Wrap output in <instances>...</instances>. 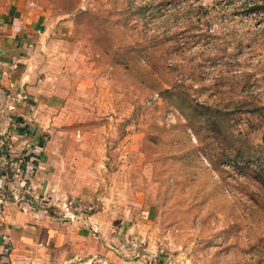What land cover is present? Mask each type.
I'll return each mask as SVG.
<instances>
[{"label": "rangeland", "instance_id": "obj_1", "mask_svg": "<svg viewBox=\"0 0 264 264\" xmlns=\"http://www.w3.org/2000/svg\"><path fill=\"white\" fill-rule=\"evenodd\" d=\"M3 10L34 24L0 85L7 201L83 230L81 262L264 264V0Z\"/></svg>", "mask_w": 264, "mask_h": 264}, {"label": "crops", "instance_id": "obj_2", "mask_svg": "<svg viewBox=\"0 0 264 264\" xmlns=\"http://www.w3.org/2000/svg\"><path fill=\"white\" fill-rule=\"evenodd\" d=\"M11 11L0 12V85L11 86L9 89L15 92L16 89L10 84L14 81V77H11L15 75L13 69L21 63L23 49L30 46L28 43L31 40L19 37L27 23L30 24L29 19L22 14L18 15L19 11ZM30 25L34 28V24ZM1 105L5 107V101ZM7 105L13 113L17 111L16 103L10 105L7 102ZM1 189L0 185V264H55L52 257L58 252L63 255V264L97 262L92 259H97L95 255L101 247H95L92 241L89 248H86L92 254V259L81 262L85 235L83 230L68 222H63L61 228L60 224L48 216L31 208L21 209L17 203L7 201Z\"/></svg>", "mask_w": 264, "mask_h": 264}, {"label": "trees", "instance_id": "obj_3", "mask_svg": "<svg viewBox=\"0 0 264 264\" xmlns=\"http://www.w3.org/2000/svg\"><path fill=\"white\" fill-rule=\"evenodd\" d=\"M24 171L26 172V170H23V173H24ZM0 176H2V175H0ZM28 175H26V177H27ZM2 179H0V184L2 183Z\"/></svg>", "mask_w": 264, "mask_h": 264}, {"label": "built area", "instance_id": "obj_4", "mask_svg": "<svg viewBox=\"0 0 264 264\" xmlns=\"http://www.w3.org/2000/svg\"><path fill=\"white\" fill-rule=\"evenodd\" d=\"M0 178L3 179V176H1Z\"/></svg>", "mask_w": 264, "mask_h": 264}]
</instances>
